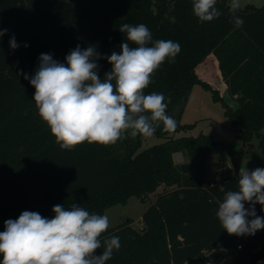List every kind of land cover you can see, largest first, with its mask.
I'll return each mask as SVG.
<instances>
[{
    "label": "trees",
    "instance_id": "obj_1",
    "mask_svg": "<svg viewBox=\"0 0 264 264\" xmlns=\"http://www.w3.org/2000/svg\"><path fill=\"white\" fill-rule=\"evenodd\" d=\"M216 7L222 15L201 22L192 0H0V29L8 30L0 38V232L4 221L23 211L50 219L54 205L76 203L90 214L106 215L111 206L126 204L132 196L145 200L161 188L142 214L145 231L127 219L102 234V240L119 236L121 243L106 264H264V229L244 240L229 235L216 217L224 195L220 185L237 190L238 174L215 182L207 177L215 149L221 158L255 136L264 147V4L241 6L236 15L243 18L242 27L233 23L229 0H217ZM124 23H143L153 40L181 46L175 62L165 61L145 89L146 94H164L176 128L165 132L161 124L154 134L166 140L142 150L143 136L127 133L114 144L84 142L61 149L38 115L35 89L24 74L35 73L41 54L65 63L77 45L95 46L101 56L119 52ZM13 35L19 45L15 50L9 46ZM211 53L236 96V108L197 72ZM97 63L103 78L112 66L106 59ZM196 84L222 104L236 130L231 140L204 132L175 137L196 125L182 121ZM177 152L187 160L176 162ZM255 211L264 216L261 205Z\"/></svg>",
    "mask_w": 264,
    "mask_h": 264
},
{
    "label": "clouds",
    "instance_id": "obj_2",
    "mask_svg": "<svg viewBox=\"0 0 264 264\" xmlns=\"http://www.w3.org/2000/svg\"><path fill=\"white\" fill-rule=\"evenodd\" d=\"M216 5L217 0H192L193 14L201 22H210L222 15ZM240 8V0H231L236 27L244 24L236 15ZM7 31L0 29V38ZM119 31L125 37L119 52L101 56L95 46L81 49L77 45L65 63L50 53L41 54L35 73L24 74L35 89L32 100L38 115L61 149L72 150L84 142L114 144L126 133L151 137L161 124L165 132L176 128L174 117L167 114L164 94H146L145 89L165 61L175 62L180 44L153 40L143 23H124ZM9 46L19 47L14 35ZM99 59L112 66L103 78L98 74ZM238 176L237 190L225 191L220 185L224 195L216 217L229 235L252 236L264 229V216L255 211L256 204L264 211V168L240 167ZM52 212L50 219L23 211L17 219L4 221L0 264H106L120 249L119 236L101 239L110 226L107 215L90 214L76 203L67 208L56 204ZM98 249L103 251L97 255Z\"/></svg>",
    "mask_w": 264,
    "mask_h": 264
},
{
    "label": "rangeland",
    "instance_id": "obj_3",
    "mask_svg": "<svg viewBox=\"0 0 264 264\" xmlns=\"http://www.w3.org/2000/svg\"><path fill=\"white\" fill-rule=\"evenodd\" d=\"M231 0H229V3ZM254 3L257 6L264 4V0H240V5ZM208 66L207 77L204 80L212 81V85L217 88L218 77L216 72ZM201 69H205L201 68ZM221 93V92H220ZM222 95V94H221ZM228 103L236 108L238 101L233 99L230 93L225 96ZM182 121L184 123L196 122L195 127L175 133V137L182 135L197 136L201 132L212 134L217 139L231 140L236 135L235 128L231 125L228 117L225 115L224 108L220 102L213 100L211 93L203 88L200 84H196L193 88L191 97L184 109ZM264 133V128L262 129ZM166 139L157 137L155 134L151 137L143 136L141 149L147 148L157 143L164 142ZM260 138L255 136L252 142L239 144L234 150L226 151L220 158V150L215 149L207 161V177L210 182L220 181L223 176H230L239 173V168L246 166L249 170L261 167L264 155V147L260 145ZM178 163H183L187 158L183 157L180 152L175 153ZM220 161V162H219ZM161 188L156 193H152L145 200H141L136 196L129 198L126 204H116L106 210L109 217L110 227L117 226L127 219H132V224L136 227L142 223V214L146 207L153 201ZM210 260L213 261V253L209 254Z\"/></svg>",
    "mask_w": 264,
    "mask_h": 264
},
{
    "label": "crops",
    "instance_id": "obj_4",
    "mask_svg": "<svg viewBox=\"0 0 264 264\" xmlns=\"http://www.w3.org/2000/svg\"><path fill=\"white\" fill-rule=\"evenodd\" d=\"M209 65H211V66H213L212 67V69H213V71L214 72H216V75H215V77H218L219 78V80H218V86H217V88L220 90V92H221V94H222V96H226V93L228 92L229 93V91H228V86H227V84H226V82H225V80L223 79V77H222V75H221V72H220V69H219V65H218V60H217V58H216V56L214 55V54H209L208 56H207V58L202 62V63H200L198 66H197V72H198V74L201 76V77H204V78H206L207 77V71H208V66ZM205 67V69L203 70V69H201V68H204ZM208 81V80H207ZM208 82H210V83H212V81H208ZM212 96V95H211ZM226 98V97H225ZM232 98L233 99H236V96H232ZM175 160H176V162H177V159H176V154H175ZM138 227H143V221H142V223L140 224V226H138Z\"/></svg>",
    "mask_w": 264,
    "mask_h": 264
},
{
    "label": "built area",
    "instance_id": "obj_5",
    "mask_svg": "<svg viewBox=\"0 0 264 264\" xmlns=\"http://www.w3.org/2000/svg\"><path fill=\"white\" fill-rule=\"evenodd\" d=\"M247 238H248V236H244V237H243L244 240L247 239ZM242 245H243V242H242V241L238 242V244H237V248H238V249H241V248H242ZM207 264H210V262H208Z\"/></svg>",
    "mask_w": 264,
    "mask_h": 264
},
{
    "label": "water",
    "instance_id": "obj_6",
    "mask_svg": "<svg viewBox=\"0 0 264 264\" xmlns=\"http://www.w3.org/2000/svg\"><path fill=\"white\" fill-rule=\"evenodd\" d=\"M146 229H147V227H146V226L139 227V230H141V231H145Z\"/></svg>",
    "mask_w": 264,
    "mask_h": 264
}]
</instances>
